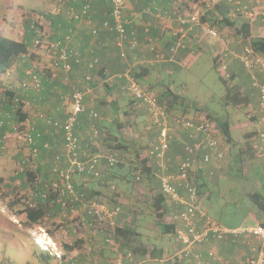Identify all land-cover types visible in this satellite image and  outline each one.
I'll return each instance as SVG.
<instances>
[{
  "label": "built area",
  "instance_id": "2783aa9c",
  "mask_svg": "<svg viewBox=\"0 0 264 264\" xmlns=\"http://www.w3.org/2000/svg\"><path fill=\"white\" fill-rule=\"evenodd\" d=\"M70 0H56L50 10L33 16V21L28 26V31L33 33L35 45L42 44L43 31L45 28L39 24L48 14L57 15L61 13L63 5ZM162 0H144L141 9H128L125 0H105L110 5L109 19L101 22L100 26L92 27L90 33L97 35L101 30H108L113 34L114 46L120 56L126 58L128 52L139 50L141 43L139 42L135 23L142 15L151 16L160 22L177 23L173 28V36L175 44L168 49L170 55L176 53L178 49H185L187 46L186 37L189 31L197 29L202 35L209 36L221 42V51L217 58L218 67L224 73L226 71L228 61L236 57L239 59L247 73L250 75L251 88L258 94V130L256 132L253 147L256 148L258 155H264V55L255 52L249 44L244 46L241 54L234 53L230 50V46L235 43L234 38H230L227 34L220 35L218 31L208 25V20H202L201 15L211 11L221 4L232 6L233 12L246 20L249 24L257 18H264V0H252L251 5L242 3L240 0H205L201 2H189L188 0H167V9L160 6ZM185 14L183 11L189 9ZM91 9V0H83L81 9L68 8L66 16L68 20H79L88 16ZM148 24L143 25V33L145 34L144 46L147 52L152 56V60L143 57H132L129 68L124 73V89L125 93L132 99L133 103L129 107L131 113L140 107L146 108L148 124L155 129L154 141L149 144L144 151L147 158L146 165L154 168V175L158 178L160 191L168 198V211L175 221V238L181 247L174 253L170 260L186 258L190 264H264V225L259 222L246 225L240 224L235 227H225L212 220L205 209L202 198L199 196L196 184L191 181L189 172L191 170L201 169L206 172L207 177H211L213 171L220 167L221 160L224 157V147L217 137L218 125L216 121L210 119L205 112L201 111L195 117L174 116L163 109L159 104L157 95L144 88L139 84L132 75L135 66H145L148 63L154 64L163 62L164 53L163 46L157 44V39L151 35ZM72 38V34L68 32L62 37V40L52 42L49 47L53 48L51 56V64L53 68L61 69L65 72L71 70V61L79 64L82 58L73 52L67 45ZM162 48V51L161 49ZM24 55H22V58ZM126 60V59H124ZM97 59L94 58L87 63V69H95L97 67ZM106 76L110 77L104 71ZM26 82H22L23 91L29 88V81L34 88L40 87V78L35 69L25 72ZM92 76L88 72L84 74V80L89 82ZM31 89V88H30ZM85 89L74 87L68 96L63 97L61 107H64L65 120L60 124L63 132V158L66 161V167L59 168L58 164L53 170L58 178L57 182H47L36 179L33 192L41 193L44 199L47 196V190H54L60 196H69V211L71 216L64 215L67 219H78L75 221V227L79 228L83 225L85 229L94 230L93 232L104 233L102 224L112 225L114 227V218L120 213L121 206L115 205L108 207L94 200L86 199L84 194L75 193V184L73 175L81 176L83 179H92L105 183L107 174L102 168V161L105 160L108 167H113L123 161L121 154L115 150H105L92 153L86 156L81 155V148L76 129L79 124V115L86 112L84 104ZM89 117L98 119L99 113L90 110ZM54 127L58 126L55 121H48ZM130 127V126H129ZM177 129L185 131L189 140L183 144V157L178 159L176 173L169 172L168 152L170 145ZM104 131L96 127L90 126L89 139L97 140L104 135ZM130 133H133L130 129ZM134 136V134L132 135ZM26 143L29 150L34 154L37 151L34 145V138L31 133L26 134ZM62 157L56 156V162ZM142 169L137 168L134 175V181L139 183L142 179ZM61 180V182L59 181ZM43 183L44 190L37 192L39 183ZM77 203L83 215L77 216L79 208H75L72 204ZM61 223H66L64 220ZM44 231V230H43ZM44 237L38 235L40 242L36 243L41 250L46 251L49 255L61 258L62 253L56 242L43 232ZM255 240V243L252 241ZM215 242L205 253L202 249L204 243ZM116 245L113 237L105 236L104 243ZM217 242H231L237 244L236 258L230 259L227 255L216 249ZM105 243V244H106ZM117 251L116 256L110 264H135V255L130 250L121 251L114 246ZM91 253V247H86L85 254ZM84 264H107L99 260L97 256L86 259Z\"/></svg>",
  "mask_w": 264,
  "mask_h": 264
},
{
  "label": "rangeland",
  "instance_id": "374dc122",
  "mask_svg": "<svg viewBox=\"0 0 264 264\" xmlns=\"http://www.w3.org/2000/svg\"><path fill=\"white\" fill-rule=\"evenodd\" d=\"M21 1L22 0H0V27L3 29L6 28L4 29L5 32H7L5 34L16 39H20L22 35L26 33L25 12L30 11L33 16H38L50 10L52 6V2L50 3L49 0H25L22 5ZM188 1L191 3L196 0ZM197 1L201 2L202 0ZM244 4H249V2H245ZM14 5H16V7H13ZM18 7H21V11H19ZM16 12H20V15ZM230 13L233 18H241L232 11ZM42 31L43 37L41 38V45H35L33 38L29 46V51L24 57L12 60L6 71H0V90L7 91L21 88L22 82H26L24 78L25 72L30 69H35L38 77L41 79V87H44L43 79L49 75L53 76V74H60L63 78L69 77L68 72L52 67L51 56L53 55V48L49 46L53 41L50 40L48 36L49 32L51 33V29L49 28L48 32V30L43 28ZM226 34L236 41L240 40L230 28H227ZM206 42L207 40L203 43L206 44ZM110 44L107 57H115L113 45L112 43ZM239 44L244 46L245 42L240 40ZM171 45L172 44L165 47V49H168ZM206 45L212 48L202 49L200 53L195 51V55L189 62H185V64L181 66L175 64V67L170 73L152 71L148 79H142L141 85L143 84V87L151 86L152 88L150 90L155 94L159 92V88L155 85L163 83L164 85L170 86L188 105L187 111H183L182 109H177L176 111L185 112L184 116L192 117L194 110L199 109L209 113L216 122L233 120L239 125V127H233L230 130V134L233 137V146L227 143L220 133L218 134L225 149L224 157L221 160L220 169L218 171L214 170L212 176L206 178V186L201 188L200 194H202V200L207 206L208 215L221 225H252L258 222L256 219L257 217L264 220V213L257 208L256 204H254L248 196L249 191L257 190L264 192L262 186V182L264 181V155H258L256 151L255 153L244 151L243 161L240 163L235 160L234 156L236 151L243 147L246 141H253V139H247L244 136L246 133L244 131L257 129L258 125L254 124L245 127L241 125L242 122H247L249 119V109H245L244 106L246 104H237L233 102L225 103V86L220 80L219 74L214 68L212 61L214 54L218 50L214 48L215 44L212 42H207ZM74 82L72 83L79 87L82 78H78ZM233 83H239V76H235ZM28 84V90L34 88L30 81ZM82 85L84 86V84ZM122 85L124 86V82ZM123 86H120L121 92L118 91V93H120L118 108H123V106L127 104ZM91 88L92 92L90 98L93 99L94 104H97L95 107L96 110L105 117L106 122L110 121L114 117L115 112L113 111V107L107 105L108 101L105 100L107 94L106 86L102 83L98 87L91 85ZM28 92L27 90H21L18 92V95L21 96L23 102L26 103L27 107H24L26 109L25 112L27 117L31 120L27 119L25 122H20V115L13 114V117L8 119V125H0V264H34L32 263V257L34 254H37V248L40 249L37 244L40 242L38 235L44 237L43 230L45 227H43V230H39V232L37 225L29 223L22 211L26 205L31 203V199L33 198V189L30 188V180L25 172L30 170L37 177L42 178L43 176L42 172L36 171L37 163L33 153L29 150V146L26 145V134L31 128L37 125V123H35L36 125L33 124L32 120L38 112L41 111L40 113H42L44 118H49L51 113L46 110L47 104H43L42 101L38 103L39 100L35 102L30 98V94L25 96ZM41 92L42 91L35 92L36 96L38 97L41 95ZM111 93L115 95L116 91L112 90ZM69 94V90L62 92V97L59 99L57 105H60L63 97ZM140 111L139 107L135 111V114L137 113V116L141 115L142 112ZM0 112H4V109L1 108ZM145 121L147 122L146 118L144 119L142 116H139V122L133 128L134 136L131 135L129 130L131 123L125 124L126 132H123V139L126 143L129 142L127 146L130 150L126 151L123 155V164H118L111 168H104L107 173L106 183H101L92 179L83 180L82 178V180L100 190L101 195L97 197L96 201L108 207L115 205L121 206V212L114 218V224H119L122 219L127 221V226L135 229L139 233L137 240L142 244L152 249L161 247L163 251H165L164 255L160 258H149L135 254V264H168L167 262L169 261L167 259L171 258L170 255L173 254L178 247L174 235L170 234L168 237L162 235L157 218L152 213V198L149 193V188L152 186L154 189L157 188L158 190V178L155 176L154 181L151 182L147 178L142 177L141 181L136 183L133 179L135 172L131 171L132 166H134L138 160V158L135 157V153L137 152V154L140 153L144 155L143 153L147 145H149L152 140V134L149 136L148 133L151 129L146 128ZM89 124H91V121ZM104 128H106V126L99 127L101 130ZM120 135L122 136V132ZM126 135H128L129 138L125 137ZM131 138L133 141H131ZM97 141L101 144V151H105V149L108 148V143L104 141L103 137L98 138ZM254 149L256 150V148ZM58 153L59 152L53 157L60 156ZM62 160L61 158L60 161ZM172 162L171 160V165H169L170 172L174 171L176 161L175 163ZM56 164H58V162ZM58 166L64 169L65 161H63L61 165L58 164ZM50 173V176H52L54 173L53 170L51 172L49 171V174ZM201 178L203 179V177ZM59 181L61 182L60 179ZM55 182L58 183L57 177ZM77 211V216L80 218L83 213L80 208ZM58 212L60 211L58 210L55 213L51 210L50 214L53 217L52 222L48 220V222L44 224V226L49 225L51 228H54L53 231H60L53 235V240L56 244L60 243L59 240L69 239L70 232L66 231L65 226L72 220L67 218V223H61L63 216L62 214L59 216ZM70 213L71 212L66 211V215L69 216ZM101 226L113 237L112 225L102 224ZM74 229L75 232L71 231V240L76 238L75 234H78V231L84 232V226L80 225L79 228L74 227ZM96 244L103 243L98 239ZM104 246L109 249H107L105 255H103V258L108 260H104V262L110 264L109 262H111L117 254L114 248L116 245L106 243ZM34 250L35 252H33ZM180 264H188V262L182 260Z\"/></svg>",
  "mask_w": 264,
  "mask_h": 264
},
{
  "label": "crops",
  "instance_id": "0c3cea01",
  "mask_svg": "<svg viewBox=\"0 0 264 264\" xmlns=\"http://www.w3.org/2000/svg\"><path fill=\"white\" fill-rule=\"evenodd\" d=\"M49 1L50 3L52 2L53 4L56 0H49ZM125 1L127 3L129 10L131 8L139 10L141 6L144 5V0H125ZM240 1L244 3L249 2V4L247 5H251L252 3L251 2L252 0H240ZM23 2H25V0L21 1V5L23 4ZM166 2L167 0H162L160 3V6L162 7L163 10L167 6ZM82 3H83V0H70L69 2L66 3V5H63L61 13L57 15L48 14L43 20L39 21V24L43 25L45 29L48 30V32H49V28L51 29V33L49 32L48 36H49V39L53 41V43L56 41L62 40V37L68 32H70L72 34V38L70 39V41H68L67 45L73 52L81 56L82 58L81 63L74 64V61L72 60L71 61L72 67H71V70L68 71V76H69L68 78L67 77L63 78L62 75L60 74H53V76L49 75L48 77L43 79L44 87L42 86L40 89L31 88L29 89V92L27 95L30 94V98L34 100L35 102L39 100L38 103L42 101L43 104H47L48 106L46 110H48V112L51 113V116L53 118L55 119L57 118L60 122H62L64 120V113H62L60 110H57V106H58L57 104L59 103V99L62 97V92L69 90V92L71 93L74 87L84 89V88H87L88 86V90L87 89L85 90L86 94L84 96V104H85L87 111L80 114L79 126L76 132L78 136L80 148H81V155L86 156L92 153L101 152L100 142L97 140L93 141L89 139L88 133H89L90 126L92 125H95L98 128L100 126L108 125L116 129H119L118 124H121L122 122L123 123L130 122L131 124L136 126L137 123L139 122V116H142V118L144 119L146 118L147 120V122L146 121L144 122L146 125V128L151 129V131L148 132L149 136H151L152 134V138L155 137V134H156L155 129L148 124V118L146 117L147 114H146V110L144 106H140V110H141L140 112H142V114L139 116H137V113L135 114L131 112L130 114H127V113L124 114L123 110L125 109L123 108L121 110L118 109V103L120 102V96H119L120 93H118V91L121 92L120 86L121 87L123 86L122 85L123 82L125 84V79L123 76H124L125 70L129 68L131 61H133L132 57L133 56H135L136 58L143 57L147 60H152L154 57V55L152 56V54L150 55L147 52V50L145 49L146 47L144 46V39H145V34L143 33L144 24L149 25L151 29L150 30L151 35L157 39V44L160 47L163 46L164 53L167 54V56L163 55V58H164L163 62H158L154 64L148 63L147 65L144 66L146 69L149 68L150 72L158 71V72L170 73L172 69L175 67V64L180 65V66L184 65L185 62H189L190 59L195 55L194 54L195 51L200 53L202 49H206V48L211 49L212 47L210 46L208 47L206 45L207 42L214 43V41H217V40L209 36L202 35L200 31L195 29L194 31H189L187 34L188 37H186V39L188 40H187L186 48L178 49L176 53H174L173 55H170L168 50H165V47L169 46L170 44H175V37L173 36V28L177 26V23L176 22L175 23H172V22L162 23L159 20L155 19L154 17L143 15V16H140V18L136 20V23H135L137 36H138L139 42L141 43V46L139 50H136L135 52H128L126 58H124L126 60H124L123 57L120 56L119 52L114 46L113 34L110 31L101 30L97 35H92L90 33V29L93 26L98 27L100 26L103 20L109 19L110 5L107 2H105V0H91V9L89 11L88 16L83 17L79 20H68L66 13H65L66 10L68 8H73L75 10L81 9ZM13 7H16V5H14ZM229 7H232V6H228L224 4H221L220 6H218V9L214 11L218 19H221L222 15H225L226 17H229V16L231 17L230 12L231 11L233 12V9H232L233 7L231 9ZM18 9L19 11H21L20 10L21 7L20 8L18 7ZM185 10L186 11H183L184 14L188 10H190V8L185 9ZM16 13L20 15V12H16ZM236 18L237 17H234L233 19L236 20L237 22L238 20ZM220 22H222V20H220ZM224 24L225 23H223L222 25L223 27L221 26V28L225 35L227 28H231V27L224 25ZM249 25H250V30H251L252 35L264 36V18L259 17L255 19L253 22H251ZM5 27H8V26H5ZM4 29L1 28V35L8 37V38H12L5 34L7 32H5ZM236 36L240 38L241 41L245 42L244 46L248 44V42L244 38H241V36L239 35H236ZM12 39H16V38H12ZM20 39H24L28 43V46H30V44L33 41V37H31V34H28L27 31L24 35H22ZM20 39H16V40H20ZM205 40H209V41H207L205 44L203 43ZM240 40L239 41L235 40V43L230 46V50L233 51L234 53L241 54V52L244 49V46H241L239 44ZM110 43H112L113 45L112 47L114 49L113 51L115 52L114 54L115 57L114 56L107 57V51L109 50L108 48L111 45ZM214 48L217 49L216 47ZM160 49L162 51V48ZM94 58H96L98 61L97 67L95 69L88 70L86 65L88 62H90ZM228 63H229L228 64L229 73L233 75L234 77L239 76V82L241 84V91L244 94L248 95L249 97L248 103L244 105L245 109H249V112H248L249 119L247 120V122H242L241 125L243 127L248 126V125H254V124L258 125L257 124L258 123L257 122V119H258L257 91L251 88L248 74L246 70L243 68V65L240 63L238 58L234 57L231 60H229ZM138 67L140 66H135V64H133L132 68L135 71ZM99 68H102L103 75H101L98 72ZM104 71L107 72V74L111 77L106 76ZM86 72H88L92 76L89 82H86L84 80V74ZM78 78H82V82L79 87L76 86V84L72 83L76 81ZM102 83H104L106 88L107 86H109L108 87L109 89L107 88V94L105 96V100L108 101L107 105L112 106L113 111L115 112L114 117L108 122L105 121V117L101 114H99L100 117L95 120H93V118L89 117L88 115V112L90 110L98 112L95 108L97 104H94L93 99L90 98L91 92H92L91 89L93 88V87L91 88V85L98 87ZM82 84H84V86ZM144 88L150 90L149 86L148 87L144 86ZM112 90L116 91L115 95L111 93ZM38 91L39 92L42 91V92H41V95L37 97L35 92H38ZM125 100L127 102L126 97H125ZM12 117L13 116L9 117V119H11ZM28 118L29 117H27V119ZM90 121H91V124H89ZM4 125L5 126L8 125V120L5 121ZM233 127L237 128L239 127V125L235 123V121L233 120L229 121V131ZM123 128L124 126L122 127V129ZM258 128L244 131L246 132L244 136L247 139H254V137L256 138L255 133L258 130ZM33 131L35 133H41L42 140L45 141L43 142V144L46 143V145H48L47 147H45L43 144L42 145L39 144V149H38L39 151L34 156L36 163H37L36 171L43 173V176H42L43 180H47V181L55 180L56 175L53 173L52 176H50L51 173L49 174V171L51 172L52 169L56 167L57 162L58 164L61 165V163L65 161L63 158L64 148H63L62 131L60 128L54 129L53 127H50V125L44 123L42 120L37 121V125L33 127ZM131 131H133L132 127H131ZM131 135H133V133H131ZM188 140L189 138L187 136V133L185 131L177 129L174 139L171 142L170 150L168 152L171 154L172 159L175 160L176 162L179 158L183 157L184 155L183 144L187 142ZM131 141H133L132 138H131ZM126 144H129V142ZM57 152H59L58 154L62 156V159H63L62 161H57V162L55 161V157L53 156ZM66 165L67 164L65 161V167ZM105 167L108 168L106 161L103 160L102 168L104 169ZM220 167H218L215 170L218 171ZM202 177L203 179L201 178V182L204 183L203 186H206L207 176L205 177L202 176ZM73 180H74L75 186L80 191H83L85 195L88 196V199L90 198V200L96 201L97 197L101 195V192L98 188L92 187L90 183L83 182L84 179L82 180V177L74 175ZM200 195L202 196V194ZM65 203H67V199H62V200L58 199L57 201L54 200L52 202L53 205L51 206L52 208L50 210L54 212H56V210L57 211L59 210L60 211L58 212L59 216L61 214L65 215L67 211L66 208L64 207ZM48 216H49L48 217L49 221L52 222L53 217L51 216L50 213L48 214ZM69 216H71V213L69 214ZM36 225H37L38 231L43 230L44 229L43 227H45L44 231L47 233V235L52 237V239L55 233L60 232L59 230L53 231L54 228H51V226L49 225L48 226L39 225V224H36ZM68 225L71 226L72 228H70ZM119 225L127 226V221L122 219ZM65 227H66V231L70 232V235H69L68 240H59L60 243L57 244L59 250L62 253L61 258L60 259L54 258L53 256L49 254L48 256L47 252L42 251L39 248H37L36 250L37 256L35 254L33 255V257L31 256L32 263L34 264H84L86 261L85 259L86 257L84 254H85V249L87 246L93 249L94 254L98 257L99 260H102V261L107 260L103 258L104 257L103 255H105L108 248L106 247L107 245L104 246L105 244H104L102 233L97 232V231L93 232L94 230H88L84 228L83 229L84 232L78 231V234L77 233L75 234L76 238H74V240H71L72 239L71 231L75 232V229H74L75 226L72 224H67ZM228 227H231V226H228ZM79 232H82V233H79ZM98 239H100L104 245L103 244L97 245L96 242L98 241ZM77 241L79 244L80 243L82 244L81 250H78V249H73L71 251L66 250V246H73L72 245L73 242H77ZM255 242H256L255 240L252 241V243H255ZM216 245H217L216 247L219 249V252L221 251V253L227 255L228 257L234 258L237 255L236 254V249L238 247L237 244H232L231 242H227V243L217 242ZM83 246H84V249H83ZM33 252H35V250Z\"/></svg>",
  "mask_w": 264,
  "mask_h": 264
},
{
  "label": "trees",
  "instance_id": "16d2710c",
  "mask_svg": "<svg viewBox=\"0 0 264 264\" xmlns=\"http://www.w3.org/2000/svg\"><path fill=\"white\" fill-rule=\"evenodd\" d=\"M204 1L205 0L201 1L200 6H201V4H203ZM142 7L143 6H141V8ZM165 9H167V8H165ZM216 9H218V6H216L215 9L206 12L205 15H201L200 18L204 21H205V19H207L208 25L210 27L215 28L219 32L220 35H224V32H223L221 26L223 25V23H225L224 25L230 26L231 27L230 29L233 30L235 35H239V36H241V38H244L255 52L264 55V36L252 35L249 22H248V20H246V18L239 15V17H241V18L237 19L238 21L236 22V20H234L233 17H230V16L226 17L225 15H222V18L218 19V17L216 16V14L214 12ZM24 17L26 20L25 21L26 22V24H25L26 25V31L28 34H31V37H33V33L28 31V26L34 20L33 14H32V12L27 11L24 13ZM220 20H222V22H220ZM207 41H209V40H207ZM213 44H215L214 47H216L218 50L212 58L213 59L212 60L213 66L216 69L217 73L219 74L220 80L222 81V83L225 86V94H224L225 103L227 104L229 102H233V103H237V104H241V103L247 104L249 101V97H248V95L244 94L241 91L240 82L239 83H233V80L235 79V77L229 73L228 65H227L226 71L224 70V73L222 72L223 70L220 71L221 69L218 67L217 58H218V55L221 51V46H222L221 42L214 41ZM28 51H29V46H28V43L24 39L16 40V39L5 37V36L1 35V28H0V71L1 72H4L8 69L12 60H14L16 58L20 59L22 57V55H25ZM98 70H99L98 72L101 75H103L102 68H99ZM132 73H133L132 75L134 76V79L139 84H141L142 79H148V77L151 75L152 72H150L149 68L146 69L145 67L140 66ZM248 77H249V82H250V86H251V80H250L249 74H248ZM24 78L26 79V76ZM40 81H41V79H40ZM41 85H42V82H40V87H38L37 89H40ZM106 85H108V84H106ZM155 86L157 88H159L158 89L159 92L156 95L158 98V102H159V104H161L163 106V109H165L166 112H169L170 114H172L174 116H184L185 112H176L177 109H182L183 111H187V107H188V105L182 100L180 95L176 94L170 86L164 85L163 83L157 84ZM108 87L109 86H107V88ZM149 88L151 89L152 87L150 86ZM22 89H23V87L18 88L17 90H7V91L0 90V109L1 108L4 109V112H0V125L5 124V121L8 120L9 117H11L13 114H19L20 115L19 116L20 122H25L27 120V114L25 112L26 109L24 108L25 106L27 107V105H26V103L23 102V100L21 99V96L18 95V92L21 91ZM32 89H35V88H32ZM27 91H29V90L27 89ZM26 95L27 94H25V96ZM125 97L127 98V104L123 106V109H125V110H123V113L124 114H126V113L130 114L129 107L132 105L131 103H133V101L131 98H129L128 95H125ZM257 104H258V101H257ZM118 109L121 110L122 108L119 107ZM57 110H60L62 113H64V107H61V104L57 106ZM145 110H146V108H145ZM40 112H38L34 116V118L32 120L33 124L37 123V121H39V120H42L44 123L50 125V127H53L54 129L60 128L62 131L60 124L64 123L65 114H64V120L62 122H60L57 118L55 119L51 115L49 118H44L42 113H40ZM200 112H201V110H199V109L194 110L192 117L197 116ZM205 114L210 119H213V117H211V115L209 113L205 112ZM185 117H187V116H185ZM28 119H30V118H28ZM49 120L57 122L58 126L54 127L51 123L48 122ZM78 120H79V118H78ZM93 120H95V119H93ZM216 123L218 125V131H219V132L217 131V137H218V134L220 133V135L225 139V141L227 143H229L231 146H233V138L230 135V131H229V121L228 120L221 121V122L217 121ZM121 124H118L119 129H116L112 126L107 125L106 128L103 129L104 135L102 136L104 138V141L108 143L107 144L108 148L106 150H109V149L115 150L121 154L123 161L119 162L118 164H123V162H124V156L123 155L125 154L126 151L130 150V148L127 146L128 144H126V141L123 139V135H124L123 132H126L125 124H127V123L122 122ZM78 126H79V124H78ZM78 126H77V128H78ZM123 126H124V128L122 129ZM133 126L134 125L131 124L132 129H133ZM131 127H130V129H131ZM120 129H122V130H120ZM120 131L122 132V136L120 135L121 134ZM76 132H77V129H76ZM28 133H31L33 138H34V145L37 148L36 153L33 154L35 156L39 151L38 150L39 144L42 145L43 142H45V141L42 140V134L41 133H35L33 131V128H31V130L28 131ZM76 135H77V133H76ZM125 137L129 138L128 135H126ZM62 138H63V132H62ZM218 140L221 143L219 137H218ZM153 141H154V138H152L151 142H153ZM254 142H255V137H254L252 142H250L249 140L246 141L244 146L239 148L236 151L234 157L238 163L243 161L244 151H248L250 153L251 152L255 153L256 150L253 147ZM26 145H27V143H26ZM43 145L45 147L48 146V145H46V143H44ZM107 145H106V147H107ZM147 147H149V145H147ZM167 155L170 158V161L172 160L175 163V160L172 159L171 154L168 153ZM135 157L138 158V160L135 163V165L132 166L131 171L135 172L137 168H141L142 169L141 170L142 171V173H141L142 177L147 178L151 182L154 181V177H155V175L153 173L154 168L148 167L146 165V162H147L146 156L142 155L140 153L137 154V152H136ZM55 158H56V156H55ZM55 161H56V159H55ZM178 162L179 161L177 160V162L175 163V166H174V171H172V173H176ZM118 164H116L115 166H117ZM169 165H171L170 162H169ZM108 168H111V167H108ZM168 171L170 172V169H168ZM25 173L27 174L28 179L30 180V182H29L30 188H32L33 190L35 187L36 179H39V182H40V180L42 182L44 181L42 178L35 176L34 173L30 170H27ZM134 175H135V173H134ZM202 176H206V172H204L201 169L191 170L189 172V177H190L191 181H193L196 184L197 192H198L200 197H201L200 191L204 185V183L201 182ZM133 179H134V177H133ZM45 181H47V180H45ZM106 181H107V177H106ZM106 181H105V183H106ZM42 182L39 183V186L36 190L37 192H41V189L44 190V186H43ZM47 182H49V183L55 182V180H49ZM73 182H74V180H73ZM157 183H158V190H157V188L154 189L152 186H150V188H149V193H150L151 198H152V203H151L152 213L157 218L158 224L161 228L162 235L168 237L170 234H172L175 237L176 223L172 219V217L170 216V213L168 211V198L164 194L161 193L159 182L157 181ZM150 185H151V183H150ZM262 186H263V190H264V181L262 182ZM74 188H75L76 194H84L85 198L88 199V196H86L83 191H80L76 186ZM47 192H48L47 196L44 199L42 198L41 193L33 192V198L31 199V203L26 205L25 208L22 210L29 223L39 224V225L46 224L49 220L48 214L51 212L50 209L52 208L51 206L53 205L52 202L54 200L57 201L58 199H60V200L67 199V203L64 204V207L66 208L67 212H70L69 211V199H70L69 196H67V195L60 196L56 191H54L52 189L47 190ZM248 196L251 199V201L254 204H256L257 208L262 213H264V192H260L257 190L249 191ZM32 200H33V202H32ZM203 204H204V202H203ZM72 205L75 208H79V205L77 203H73ZM204 206H205L206 212L208 214L207 206L205 204H204ZM56 212H57V210H56ZM62 216H63L62 220H64L67 223V220L64 218V215H62ZM209 217L212 220H214L211 216H209ZM256 219L260 224L264 225V220L262 218L257 217ZM75 221H76V219L73 218L68 224H72L75 226ZM214 221L217 222L216 220H214ZM217 223H219V222H217ZM222 226H224V225H222ZM225 227H228V226H225ZM231 227H234V226H231ZM104 233L105 234L103 235V239L105 236L111 237L110 233H108L105 229H104ZM112 233H113L114 243H116V247L121 251L130 250L134 255L137 254L139 256H146L149 258H155V257L160 258L165 253V251H163V248H161V247L158 249L157 248L152 249V248H148L146 245L142 244L139 240H137L139 233L135 229H132L128 226L119 225L118 223L114 224V227L112 229ZM78 241L73 242V244H72L73 246H66V250L67 251H71L73 249L81 250L82 244L81 243L79 244ZM214 243L215 242L211 241V242H207V243L203 244L204 246L202 247V249L205 250V253L207 252V250H209L211 248L212 245H214ZM177 247L178 248L176 251H174V253H176L178 251V249L181 247V245L178 241H177ZM83 249H84V246H83ZM216 249L219 251V249L217 247H216ZM173 254H171L170 256H172ZM47 255H48V253H47ZM94 256H96V255L94 254L93 249L91 248V253L89 255H85V257H86L85 259H91ZM225 257H228V256H225ZM228 258L235 260L236 256L234 258H231V257H228ZM167 260L169 261V262H167L168 264H180V262L182 260L187 261L188 264H190V261L187 260L186 258H180V259L177 258L174 261H171L169 258Z\"/></svg>",
  "mask_w": 264,
  "mask_h": 264
}]
</instances>
